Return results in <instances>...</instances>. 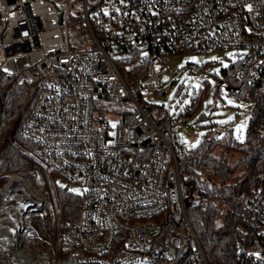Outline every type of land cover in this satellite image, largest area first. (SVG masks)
I'll return each instance as SVG.
<instances>
[{"label":"built area","instance_id":"1","mask_svg":"<svg viewBox=\"0 0 264 264\" xmlns=\"http://www.w3.org/2000/svg\"><path fill=\"white\" fill-rule=\"evenodd\" d=\"M226 48L242 50L238 78L264 86V0H0V97L13 83L34 90L21 130L59 187L82 198L79 221L62 231L75 259L210 264L187 215L201 189L180 169L171 115L150 95L167 91L170 73L204 76L191 62L173 71L177 55ZM38 195L23 223L30 256L31 223L50 204ZM164 222L174 232L162 238ZM237 230L236 264H264V184Z\"/></svg>","mask_w":264,"mask_h":264},{"label":"trees","instance_id":"2","mask_svg":"<svg viewBox=\"0 0 264 264\" xmlns=\"http://www.w3.org/2000/svg\"><path fill=\"white\" fill-rule=\"evenodd\" d=\"M239 64L236 61L222 68L216 76L215 92L219 93L228 84L240 87L235 93L254 99L252 115L244 140L237 139L232 132L215 137L209 131L196 148H189L177 136L176 153L180 169L193 176V182L201 189L197 200L188 208L187 215L210 264H236L237 226L250 199L264 184V86L248 85L238 78ZM208 80H203L206 84ZM32 86L11 84L0 97V178L6 182V175L13 171L37 169L46 175L44 165L35 155L36 144L23 134L21 123L34 101ZM200 94L194 93V106L200 103ZM176 130L174 118L170 116ZM231 153L239 157L232 160ZM244 169L236 181L230 179ZM2 182V181H1ZM52 194V189H49ZM59 212L32 221L36 231L35 244L54 251L58 264H102L82 263L62 246L63 226L77 223L82 210V198L54 187ZM174 224L160 225V236L165 238L174 232ZM52 239L53 246L49 241Z\"/></svg>","mask_w":264,"mask_h":264},{"label":"rangeland","instance_id":"3","mask_svg":"<svg viewBox=\"0 0 264 264\" xmlns=\"http://www.w3.org/2000/svg\"><path fill=\"white\" fill-rule=\"evenodd\" d=\"M76 14L77 12H75V15ZM71 24L75 26L79 25V20H74ZM241 51L242 50L237 48H226L212 52L188 51L181 53L173 58L171 69L175 71L177 67H182L186 63H196L200 66H205L204 76L200 77L190 70H185L175 79L172 73H170L167 79L161 81L162 85L167 89L163 95L147 94L150 95L152 102L164 107L174 118L179 141L187 147L196 148L209 131L215 137H223L227 133L232 132L237 139H245L247 125L253 111L254 99L246 98L235 92H229L225 88L219 93L215 92V74L220 73L222 68L229 67L238 61L239 52ZM212 57H216L217 59L213 61L211 59ZM203 80H208V82L205 84ZM197 84L200 85L199 88L196 87ZM194 93L200 94V103L192 113L187 114L186 112L189 111V108L194 106ZM209 101H211V103H209ZM109 106H111V103L107 104V107ZM229 157L232 160H236L239 154L231 153ZM38 160L44 165L46 171L45 176L42 177V174L37 169H25L8 173L6 175V182L9 177L13 175L27 172L31 173L33 178L31 187L38 194H45L50 200L47 210L36 217H43L48 213L55 215L57 210L59 212V205L54 187L56 183L58 184L61 181V178L46 162L40 158H38ZM243 173L244 169H241L231 177L230 181H236ZM3 182L2 178H0V188L3 186ZM49 189H52V194ZM35 237L36 231L31 223L28 237L31 246L47 256L46 264H58L54 251L51 252L40 244H35ZM187 237L190 238V235ZM188 241H190V239H188ZM49 244L50 247L53 246L52 239L49 241Z\"/></svg>","mask_w":264,"mask_h":264},{"label":"bare ground","instance_id":"4","mask_svg":"<svg viewBox=\"0 0 264 264\" xmlns=\"http://www.w3.org/2000/svg\"><path fill=\"white\" fill-rule=\"evenodd\" d=\"M31 173L13 176L1 190L6 200L0 212V264H43L45 258L39 250L27 252L23 223L28 222L40 207L41 196L31 187Z\"/></svg>","mask_w":264,"mask_h":264},{"label":"water","instance_id":"5","mask_svg":"<svg viewBox=\"0 0 264 264\" xmlns=\"http://www.w3.org/2000/svg\"><path fill=\"white\" fill-rule=\"evenodd\" d=\"M224 88L229 91V92H236L240 89V87H234V86H230L228 84L224 85Z\"/></svg>","mask_w":264,"mask_h":264},{"label":"snow or ice","instance_id":"6","mask_svg":"<svg viewBox=\"0 0 264 264\" xmlns=\"http://www.w3.org/2000/svg\"><path fill=\"white\" fill-rule=\"evenodd\" d=\"M193 59H194V58H193ZM211 59H212L213 61H215L217 58H216V57H212ZM225 66H226V65H225ZM216 71H218V70H216ZM199 86H200L199 84L196 85L197 88H199ZM209 103H211V101H209Z\"/></svg>","mask_w":264,"mask_h":264}]
</instances>
